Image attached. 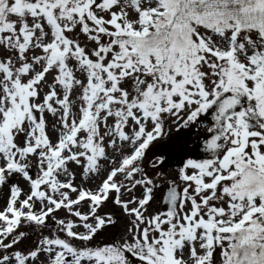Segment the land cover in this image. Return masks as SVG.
I'll list each match as a JSON object with an SVG mask.
<instances>
[{"label": "snow or ice", "instance_id": "obj_1", "mask_svg": "<svg viewBox=\"0 0 264 264\" xmlns=\"http://www.w3.org/2000/svg\"><path fill=\"white\" fill-rule=\"evenodd\" d=\"M0 264H264V0H0Z\"/></svg>", "mask_w": 264, "mask_h": 264}, {"label": "rangeland", "instance_id": "obj_2", "mask_svg": "<svg viewBox=\"0 0 264 264\" xmlns=\"http://www.w3.org/2000/svg\"><path fill=\"white\" fill-rule=\"evenodd\" d=\"M172 137H176V139H172ZM179 140V136L178 134L173 131V133L171 134V137L169 138V142H165V141H158L156 143V147L154 148L153 152L150 153V155L152 154H159V153H163V152H170L172 154H175V152L178 150L177 149V143ZM166 143L165 146H163V144ZM179 166L178 162L176 160H170L169 161V167L174 171L177 167Z\"/></svg>", "mask_w": 264, "mask_h": 264}, {"label": "bare ground", "instance_id": "obj_3", "mask_svg": "<svg viewBox=\"0 0 264 264\" xmlns=\"http://www.w3.org/2000/svg\"><path fill=\"white\" fill-rule=\"evenodd\" d=\"M165 145H166V143L163 144V146H165Z\"/></svg>", "mask_w": 264, "mask_h": 264}]
</instances>
